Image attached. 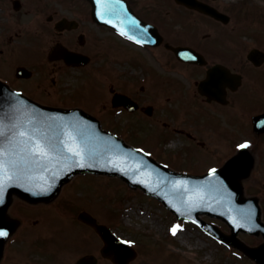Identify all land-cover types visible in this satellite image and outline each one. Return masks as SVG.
Wrapping results in <instances>:
<instances>
[{
	"label": "water",
	"instance_id": "water-1",
	"mask_svg": "<svg viewBox=\"0 0 264 264\" xmlns=\"http://www.w3.org/2000/svg\"><path fill=\"white\" fill-rule=\"evenodd\" d=\"M95 2L97 15L108 11L106 0ZM117 101L121 102L118 99L115 102ZM78 110L40 107L0 83V121H3L5 130L13 124L20 125L21 130L35 128L53 142L59 141L63 149L62 152L50 150L47 140L37 134L35 139L48 153L42 164L28 163L23 167H13L9 162L11 157L6 154L3 158L4 170L0 172V183L5 184L4 192L8 191L9 197L16 193L28 201L50 202L58 195L61 187L78 172L95 170L118 174L128 180L132 187H142L158 197L180 218L196 220L211 234L246 250L260 264H264V247L252 250L234 239L239 230L259 232L263 229L256 201L245 199L242 195L243 186L236 178L245 164H230V167L220 171L225 178L217 176L219 173L199 177L176 173L158 164L146 153L129 148L123 140L103 131L93 116ZM73 152H79L80 155L74 156ZM79 164L84 167H79ZM200 213L227 220L234 229L233 236L228 238L213 225L199 220ZM83 214L82 219L96 225L98 230L101 229L89 214ZM102 234L109 238L105 253L113 256L115 251L112 246L118 241L106 230ZM113 259L124 261L126 258Z\"/></svg>",
	"mask_w": 264,
	"mask_h": 264
},
{
	"label": "rangeland",
	"instance_id": "rangeland-1",
	"mask_svg": "<svg viewBox=\"0 0 264 264\" xmlns=\"http://www.w3.org/2000/svg\"><path fill=\"white\" fill-rule=\"evenodd\" d=\"M12 62V59H3L0 69L5 73L12 72L13 69L10 68ZM104 62L99 61L97 65H93L90 68L92 76L87 77V79L86 71L81 70L66 75V90L64 92L71 93L73 91L75 93L77 88V91H79L83 87L82 94L78 93L81 95L79 97H84V102H86L89 109L102 117L106 126L113 128L120 136L127 138L130 142L135 141V137H138L139 139H136V141L140 145H148L149 149L154 154L159 155L158 157L163 162L176 167L179 161L178 158H168V155L170 152L176 151L177 136L167 141L170 136L162 131L166 129L164 121L167 120L163 110L170 103L165 104L163 102V100L167 101V93L162 94L156 91L160 84L162 87H166L164 83L158 82V76L153 74L140 78V73L135 79L131 77L130 80L122 78V80L117 81L116 76L119 68L113 65L112 62L106 64ZM156 66L158 74H166L159 63H156ZM120 67L125 68L124 66ZM129 68L133 70L131 66ZM133 74H137V72L135 73V70H133ZM180 78L183 80L182 77ZM86 80L88 83H86ZM150 82L152 85H150ZM182 82H184V86H188V81L183 80ZM112 84L118 89L129 86L144 104L151 103L147 92L153 90L155 94L160 95L159 99L163 104H161V107L158 106L153 116L146 115L144 112L130 115L126 110H115L111 106L112 93L110 88ZM143 84L146 87V93L140 92V87ZM79 97L76 98V103L82 101ZM192 110H196V106ZM174 111H179L177 106L173 107ZM161 147L166 154L160 153L161 150L159 153L156 152ZM214 160L215 158L206 161L204 165L208 166ZM66 191L65 195H62L58 201L49 207L51 218L46 217V222L50 221L51 225L56 226L51 227L48 233L54 241L58 239L59 243H63L65 241L63 238L66 236H73L78 240L81 233L82 238H79L83 246L81 249L94 247L93 250H95V242L98 241L99 243L101 240L98 235L93 234L87 227H83L82 230L80 228L81 224L78 223V225L69 219L59 220L58 218L55 221L52 219L55 215H58L75 220L74 213L84 208L93 214H97L103 223L110 224L118 234L126 239L135 240L143 249H146L138 260L146 257L147 259L144 260H147V264H252L242 252L231 250L225 244L208 236L204 230L192 222L177 221L159 201L145 195L142 190L129 189L126 182L118 178L94 174L81 175L74 180L73 184L68 186ZM19 205L23 204L19 203ZM262 205L264 206V199ZM205 218L209 219L208 217ZM176 226L179 227L176 234L173 235L171 229ZM81 230L82 232H80ZM32 236L34 235L29 232V241ZM240 236L252 244L264 240L261 236L246 233ZM92 239H95V241ZM63 250H66V248L61 247V251ZM74 250H78V247ZM25 251L27 253L30 249L26 247ZM140 261L139 264H143V260Z\"/></svg>",
	"mask_w": 264,
	"mask_h": 264
},
{
	"label": "flooded vegetation",
	"instance_id": "flooded-vegetation-1",
	"mask_svg": "<svg viewBox=\"0 0 264 264\" xmlns=\"http://www.w3.org/2000/svg\"><path fill=\"white\" fill-rule=\"evenodd\" d=\"M79 1L84 0H0V4L16 7L17 2L22 6L21 10L26 9L23 17L28 16L34 24L31 31L44 40L45 47L42 52L48 51L47 54L58 45L71 53H86L87 50L96 51L100 42L102 45L111 44L112 38L105 34V29L92 22L87 4L83 7ZM149 1L152 5L148 7L146 17L160 26L167 42H191L203 52L207 61L204 66L198 67V70L204 77L208 69L216 64L223 65L226 71L230 69L233 73L241 75L242 83L237 91L228 87L226 89L228 105L237 107L239 103L246 101L251 107L260 108L257 113L264 111V59L256 64L249 57L251 50L257 47L264 50V31L261 34L252 33L253 28L264 22V8L261 6L264 0H238L233 5L223 0H203L222 12H228L231 15L229 22L179 5L175 0ZM203 30L204 33L200 35ZM16 36L21 34L16 33ZM99 36H102V39ZM187 38L190 40H185ZM60 63L61 61L53 63L52 73L61 72L63 65ZM50 81L48 85H30L28 88L42 99L51 98L58 79L50 76ZM206 99L202 97L203 101ZM214 103L219 102H211ZM241 113L245 114L244 111ZM11 244L6 248L2 264H37L25 259L16 242ZM43 256L42 264H54L51 259H47L48 253ZM101 261L103 262L99 260L98 264H102Z\"/></svg>",
	"mask_w": 264,
	"mask_h": 264
},
{
	"label": "snow or ice",
	"instance_id": "snow-or-ice-1",
	"mask_svg": "<svg viewBox=\"0 0 264 264\" xmlns=\"http://www.w3.org/2000/svg\"><path fill=\"white\" fill-rule=\"evenodd\" d=\"M139 42V41H137ZM9 133L11 134L9 136ZM37 134L41 135L42 138L47 140V146L52 151H60L62 152V145L59 141L53 142L48 139V137L39 133L38 129H25L21 130V126L17 124L11 125L7 130H5L3 121H0V172L3 169V158L7 154L11 157L10 163L13 167H23L28 163H38L42 164V162L47 158L48 153L44 150L43 147L40 146L39 142L35 139ZM4 141H7L5 144ZM249 145L247 143L239 145L240 148H247ZM72 151V150H69ZM74 156H79V152H73ZM71 158V157H67ZM79 167H84L83 164H79ZM212 173H215V169L211 170ZM5 190V184L0 183V203L3 202V192ZM179 226L171 229L172 234L175 235L177 232V228ZM8 233L6 231L0 230V237H6ZM124 243H128L124 241Z\"/></svg>",
	"mask_w": 264,
	"mask_h": 264
}]
</instances>
